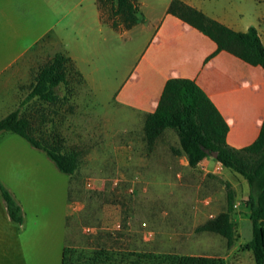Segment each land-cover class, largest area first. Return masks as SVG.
Segmentation results:
<instances>
[{"label":"rangeland","instance_id":"1","mask_svg":"<svg viewBox=\"0 0 264 264\" xmlns=\"http://www.w3.org/2000/svg\"><path fill=\"white\" fill-rule=\"evenodd\" d=\"M55 2L0 1V27L5 28L0 42L13 40V51L20 52L22 44L28 45L54 23L56 18L48 5ZM137 9L140 15L139 4ZM114 23L117 32L129 28L121 16L114 17ZM20 34L24 38L16 39ZM135 37L122 33L111 36L105 31L101 55L96 56L98 63L86 67L94 86L80 76L75 65L69 82L53 89L58 97L53 103L29 98L37 74L57 50L46 37L18 62V66L23 62L25 66L24 80L15 84L18 94L14 89L0 90V120L19 110L30 120L32 135L41 143L56 134L66 150L81 152L79 168L71 180L67 225L63 198L70 176L20 136L0 132V157H7L0 161V177L10 184L13 191H9L27 215L40 222L41 237L48 239L39 264H61L65 246L83 251L86 257L105 249L112 258L107 264H114V253L118 260L131 261L133 254L150 252L219 257L227 264H260L255 245L264 209L256 210V190L248 177L225 167L216 153L208 152L191 167L186 154L173 150L181 149L175 128H168L151 149L142 121L111 99L136 62L139 48ZM11 52L1 50L0 54L6 59ZM242 156L248 171L257 169L263 160L261 154ZM19 161L32 173L37 196L31 197L10 177ZM228 195L233 199L231 216L236 231L232 246L218 234L196 230L227 209ZM44 221L50 222L49 228L42 225Z\"/></svg>","mask_w":264,"mask_h":264},{"label":"crops","instance_id":"2","mask_svg":"<svg viewBox=\"0 0 264 264\" xmlns=\"http://www.w3.org/2000/svg\"><path fill=\"white\" fill-rule=\"evenodd\" d=\"M173 1L137 0L142 21L124 32H117L104 21L98 0H57L48 5L56 18L54 23L28 45L22 44L20 52L13 51V40L0 42V51L12 50L6 59L0 54V90L14 89L18 94L15 84L24 80L25 68L24 62L19 66L18 62L46 37L56 45L55 55L70 56L85 80L94 86L95 80L86 67L98 63L96 56L101 55L103 33L134 35L138 39L139 54L128 75L114 89L111 99L138 116L143 132L146 115L157 110L167 82L173 78L190 79L206 93L228 124L227 144L235 149L251 146L260 137L264 124V68L227 51L218 52V45L212 38L168 12ZM179 1L234 31L247 32L255 27L264 44V0ZM2 12L0 10V14ZM4 29L0 27V37ZM19 38L24 37L20 34L16 39ZM6 132L20 136L31 148L45 152L21 135ZM130 149L132 154L133 146ZM6 160L7 157H0V161ZM14 165L18 169L15 168L10 177L31 197L37 196L38 187L32 181V173L22 168L21 161ZM69 176L63 198L67 225L71 206L72 175ZM0 181L13 191L5 178L0 177ZM20 205L24 213L22 224L10 218L0 190V264H39L41 254L47 249L48 239L41 237L40 222L33 219L32 214L27 215L26 208ZM42 225L49 228L50 222L44 221ZM65 247L61 252V264Z\"/></svg>","mask_w":264,"mask_h":264},{"label":"trees","instance_id":"3","mask_svg":"<svg viewBox=\"0 0 264 264\" xmlns=\"http://www.w3.org/2000/svg\"><path fill=\"white\" fill-rule=\"evenodd\" d=\"M137 4V0H98L104 21L114 29L117 27L114 17L121 16L129 28L142 21ZM105 11L109 13L107 16ZM168 12L212 38L218 45V52L227 51L251 65L264 68V44L255 27L247 32L234 31L179 0L171 3ZM74 70L72 58L67 54L57 53L37 74L29 98L38 97L47 103L57 101L58 97L53 89L60 84H67ZM79 74L82 76L80 72ZM168 128L178 130L181 149L173 150L176 154H186L191 167L197 166L208 152L216 153L217 160L225 167L235 169L248 177L256 190L253 196L257 201L256 210L264 209V124L260 137L254 144L243 149L230 147L226 141L229 126L206 93L193 80L173 78L167 82L157 110L145 118L144 135L151 149ZM0 131H13L26 138L34 147L44 150L63 173L73 176L79 168L81 152L66 150L56 134L41 143L32 135L30 120L21 116L19 110L0 120ZM244 154H261L263 160L257 169L248 171L242 164ZM0 190L10 218L22 224L24 213L21 205L1 183ZM232 211L233 199L228 195L227 209L198 227L197 232L218 234L232 246L236 238ZM255 217L252 215L253 219ZM255 247L258 248L260 256L258 262L264 264V222L258 227ZM133 256L135 259L131 261L125 258L118 260L114 253V264H227L223 258L212 256H180L152 252ZM108 261L111 262L112 258L105 249L94 252L90 257H86L83 251L73 246H66L63 251L62 264H107Z\"/></svg>","mask_w":264,"mask_h":264}]
</instances>
